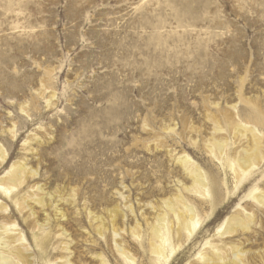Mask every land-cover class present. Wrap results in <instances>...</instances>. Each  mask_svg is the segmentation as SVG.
Here are the masks:
<instances>
[{
    "label": "rangeland",
    "instance_id": "rangeland-1",
    "mask_svg": "<svg viewBox=\"0 0 264 264\" xmlns=\"http://www.w3.org/2000/svg\"><path fill=\"white\" fill-rule=\"evenodd\" d=\"M262 194L264 0H0V237L33 264H264Z\"/></svg>",
    "mask_w": 264,
    "mask_h": 264
},
{
    "label": "bare ground",
    "instance_id": "bare-ground-1",
    "mask_svg": "<svg viewBox=\"0 0 264 264\" xmlns=\"http://www.w3.org/2000/svg\"><path fill=\"white\" fill-rule=\"evenodd\" d=\"M218 148L222 151V147L219 145ZM3 158V157H2ZM248 160V161H247ZM185 164H189L188 160H186V162H184ZM249 163V159H243L241 161V165H246ZM188 166V165H186ZM23 173V168L19 167L17 168L12 176L10 177V180L7 182L9 188H15L16 185L19 186L22 184V176L21 174ZM193 177L196 181V184L200 187H204L205 186V182H204V178L202 176V174L195 170L192 172ZM9 192V191H8ZM258 202L260 204L264 205V194L259 195L258 197H256ZM34 201L36 203H39L40 205H43V202H41V198H35ZM178 219V224H180V227L185 230L188 231L189 235H192L193 230H195L197 228V222L194 221V219L196 218L194 215V211L191 208H186V214H183L182 217H180L179 215L176 216ZM248 222L251 220V218L248 216ZM232 224L229 226L228 230L226 231V234H232L233 232H235V228L236 227H242L244 229H247L246 227L249 226V224L243 222L242 220L236 218H233L232 220ZM162 227L164 228V225L162 224ZM153 240L155 241L153 246H151V252L156 256V259L158 261H160L162 258L165 260V262H167L168 257L165 256V252L166 250H168V246H169V240H168V235H166L164 232H162V229L156 228L153 231ZM14 243H18V245L20 246L19 248H16L15 254H13V248L15 246H13ZM22 239H6L4 237H0V264H14V260H16L17 258H24L26 260V262L28 264H33L34 262V258H33V253L31 252V250H29L25 245L22 248ZM120 250V249H119ZM174 251V250H173ZM120 252H124L122 250H120ZM171 252V251H170ZM171 255L173 254V252L170 253ZM213 256L214 259H221L220 254L217 252L216 249H213ZM236 258L240 259V255L239 253H235ZM125 258V257H124ZM21 259V260H22ZM214 259L212 258H207L206 263L208 262L209 264H211ZM21 264V263H20ZM25 264V263H24ZM234 264H241L240 261L239 262H235Z\"/></svg>",
    "mask_w": 264,
    "mask_h": 264
}]
</instances>
